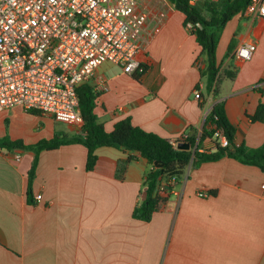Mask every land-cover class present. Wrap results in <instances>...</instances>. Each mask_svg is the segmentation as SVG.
<instances>
[{
  "label": "crops",
  "instance_id": "crops-1",
  "mask_svg": "<svg viewBox=\"0 0 264 264\" xmlns=\"http://www.w3.org/2000/svg\"><path fill=\"white\" fill-rule=\"evenodd\" d=\"M144 2L151 13L149 44L140 54L147 72L136 80L118 67L98 70L110 86L99 94L95 109L106 131L131 117L134 125L171 142L184 135L199 138L208 114L223 102L237 128V143L262 146L264 122L253 123L248 116L264 103V18L228 23L217 50L219 97L208 96L202 107L195 96L198 84L204 89L197 66L200 47L184 26L185 16L167 0ZM235 35V50L256 42L251 60L225 58ZM230 67L237 69L233 80L225 76ZM55 123L65 124L15 107L0 114V137L35 144L65 133ZM65 125L71 132L65 135L79 132ZM204 147L214 145L206 140ZM87 154L81 144L43 151L33 183L37 203L29 205L35 154L0 149V264H264V172L258 167L231 158L203 163L150 222H143L133 212L151 170L147 160L102 147L89 172Z\"/></svg>",
  "mask_w": 264,
  "mask_h": 264
},
{
  "label": "built area",
  "instance_id": "built-area-1",
  "mask_svg": "<svg viewBox=\"0 0 264 264\" xmlns=\"http://www.w3.org/2000/svg\"><path fill=\"white\" fill-rule=\"evenodd\" d=\"M144 1L0 0V114L15 107L36 110L80 129L78 89L108 92V79L98 73L106 63L129 74L140 69L150 40ZM245 15L264 18V0H250ZM256 50V42L245 43L233 58L249 61ZM197 66L204 64L197 60ZM221 143L228 145L225 137ZM159 193L167 195L165 184Z\"/></svg>",
  "mask_w": 264,
  "mask_h": 264
},
{
  "label": "trees",
  "instance_id": "trees-1",
  "mask_svg": "<svg viewBox=\"0 0 264 264\" xmlns=\"http://www.w3.org/2000/svg\"><path fill=\"white\" fill-rule=\"evenodd\" d=\"M174 9L185 16L184 26L195 37L200 47L198 60L204 64L200 68L204 89L198 84L201 106H204L205 98L219 97V83L221 80L222 64L218 61L217 50L224 29L234 18L239 21L248 19L245 15L250 0H199L197 5H192L190 0H167ZM236 35L228 46L225 58L232 57L236 46ZM148 66L141 62V67L133 77L136 80L147 72ZM237 69L230 67L225 71V76L235 79ZM259 93L263 94L262 90ZM89 85L78 89V98L83 117V125L73 136L56 133L51 139H43L35 144H27L23 140H13L9 135L0 137L1 150L31 151L35 154L28 175L27 203L35 205L37 200L33 193V183L39 165V158L43 151L57 150L64 145L81 144L86 147L87 171H93L98 162L97 150L102 147H113L138 153L151 165V170L146 174L142 190L141 201L133 212V218L143 222H150L161 205L173 195V190L183 179L189 176L191 171L198 169L203 163L219 161L223 158L235 159L245 165L255 166L264 172V144L258 148H250L245 143H237V128L230 121L225 104L218 102L208 114L203 131L198 138L193 135H184L182 138L171 142L155 133L148 132L133 124L131 117H127L114 126L111 132H107L95 112L97 98ZM28 113L41 116L36 110ZM253 123L264 122V103L261 101L253 115L248 116ZM221 137L228 141L227 146L221 143ZM210 140L214 145L211 150L205 149L204 143ZM188 146L189 149H181L179 145ZM134 157H129L132 161ZM175 180V184L171 181ZM165 184L166 196L159 193L160 186Z\"/></svg>",
  "mask_w": 264,
  "mask_h": 264
},
{
  "label": "rangeland",
  "instance_id": "rangeland-1",
  "mask_svg": "<svg viewBox=\"0 0 264 264\" xmlns=\"http://www.w3.org/2000/svg\"><path fill=\"white\" fill-rule=\"evenodd\" d=\"M103 69H105L107 72H111V71H115L116 69H117V67H115V66H113L112 64H110V63H106V64H104L103 65V67H102ZM43 121V123L45 124V120H42ZM56 129H62L65 133H63V134H70L71 132H69V130L66 128L67 127V125H65V124H60V123H55V125H53ZM71 127H73V125H71ZM74 128L75 129H79V128H77L76 126H74ZM59 133V132H58Z\"/></svg>",
  "mask_w": 264,
  "mask_h": 264
},
{
  "label": "water",
  "instance_id": "water-1",
  "mask_svg": "<svg viewBox=\"0 0 264 264\" xmlns=\"http://www.w3.org/2000/svg\"><path fill=\"white\" fill-rule=\"evenodd\" d=\"M179 147H180L181 149H189L188 146H185V145H182V144H180Z\"/></svg>",
  "mask_w": 264,
  "mask_h": 264
}]
</instances>
